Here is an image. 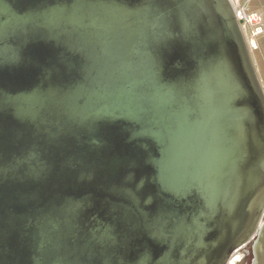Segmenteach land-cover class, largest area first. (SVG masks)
Masks as SVG:
<instances>
[{"label":"water","instance_id":"95a60500","mask_svg":"<svg viewBox=\"0 0 264 264\" xmlns=\"http://www.w3.org/2000/svg\"><path fill=\"white\" fill-rule=\"evenodd\" d=\"M264 264V91L230 0H0V264Z\"/></svg>","mask_w":264,"mask_h":264},{"label":"rangeland","instance_id":"374dc122","mask_svg":"<svg viewBox=\"0 0 264 264\" xmlns=\"http://www.w3.org/2000/svg\"><path fill=\"white\" fill-rule=\"evenodd\" d=\"M239 5H246L251 11H259L264 16V0H231ZM247 48L253 63L257 78L264 91V32L256 39L245 36ZM249 244L236 250L227 264H249V257H243V253L249 251ZM249 248V249H248Z\"/></svg>","mask_w":264,"mask_h":264},{"label":"built area","instance_id":"2783aa9c","mask_svg":"<svg viewBox=\"0 0 264 264\" xmlns=\"http://www.w3.org/2000/svg\"><path fill=\"white\" fill-rule=\"evenodd\" d=\"M235 18L243 33V36L256 39L264 32L263 15L259 11H251L246 5H239L230 0Z\"/></svg>","mask_w":264,"mask_h":264},{"label":"flooded vegetation","instance_id":"af4514ba","mask_svg":"<svg viewBox=\"0 0 264 264\" xmlns=\"http://www.w3.org/2000/svg\"><path fill=\"white\" fill-rule=\"evenodd\" d=\"M248 247L250 248V245H248ZM249 248H248V249H249ZM242 256H243V257H245V256H246V257H249V256H250V252L246 250V251L243 253Z\"/></svg>","mask_w":264,"mask_h":264},{"label":"crops","instance_id":"0c3cea01","mask_svg":"<svg viewBox=\"0 0 264 264\" xmlns=\"http://www.w3.org/2000/svg\"><path fill=\"white\" fill-rule=\"evenodd\" d=\"M263 23H264V16H263Z\"/></svg>","mask_w":264,"mask_h":264},{"label":"trees","instance_id":"16d2710c","mask_svg":"<svg viewBox=\"0 0 264 264\" xmlns=\"http://www.w3.org/2000/svg\"><path fill=\"white\" fill-rule=\"evenodd\" d=\"M249 258H250V256H249ZM250 261V260H249Z\"/></svg>","mask_w":264,"mask_h":264}]
</instances>
